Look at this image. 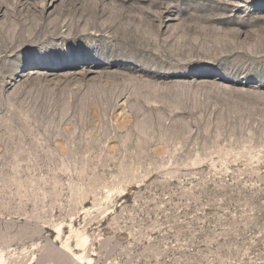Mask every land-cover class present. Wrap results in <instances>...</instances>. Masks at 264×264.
Segmentation results:
<instances>
[{"label":"rangeland","instance_id":"rangeland-1","mask_svg":"<svg viewBox=\"0 0 264 264\" xmlns=\"http://www.w3.org/2000/svg\"><path fill=\"white\" fill-rule=\"evenodd\" d=\"M0 264H264V0H0Z\"/></svg>","mask_w":264,"mask_h":264}]
</instances>
